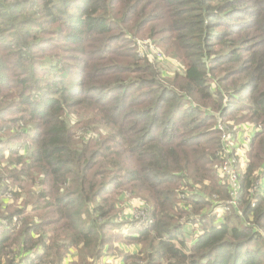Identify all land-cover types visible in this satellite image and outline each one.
I'll return each mask as SVG.
<instances>
[{
    "label": "trees",
    "instance_id": "obj_1",
    "mask_svg": "<svg viewBox=\"0 0 264 264\" xmlns=\"http://www.w3.org/2000/svg\"><path fill=\"white\" fill-rule=\"evenodd\" d=\"M138 38L183 71L141 59ZM54 42L74 71L40 60ZM217 117L261 126L230 213L213 210L231 200ZM263 172L264 0H0V264H64L72 249L97 264L117 243L141 246L123 264H264ZM126 196L149 228L119 215ZM182 221L199 228L190 246Z\"/></svg>",
    "mask_w": 264,
    "mask_h": 264
},
{
    "label": "rangeland",
    "instance_id": "obj_2",
    "mask_svg": "<svg viewBox=\"0 0 264 264\" xmlns=\"http://www.w3.org/2000/svg\"><path fill=\"white\" fill-rule=\"evenodd\" d=\"M43 15H44L43 13H40L36 17L41 19V17ZM140 39H139L137 44H134V42H133V44H134L133 46L137 50L138 56L141 59H145L149 62H152L153 57H155V54L152 55L151 52H156V51L155 50L151 51L150 49L145 48L146 50H148V53H149V56H148V54L143 55L144 48L143 49L141 48L143 46L145 47L144 42H142V41H150V43H152V41L150 39H145V40H143V39L140 40ZM57 45H59V44L57 42H54L53 45L50 46L48 51L41 53L40 55H42V57L40 58V60H44L43 63L58 64L59 66L63 67L64 70L66 69L68 71H74V69L77 65V62H76L77 55L74 53L73 48H71V46L56 47ZM153 45L155 46V48L157 50H159L161 52L162 49H160L159 46H156L155 44H153ZM67 48H69V50H67ZM43 63H40V61H39L37 71L40 73V75L43 78H48V76L51 77V74L53 71H50V70L42 71L43 66L40 64H43ZM157 63H158V65H156V66L160 69L161 73H163L165 76H171L172 77V76L176 75L177 73H179L180 71H183V69L178 64L177 61H168V60L164 59L162 62H157ZM68 120H70L72 123H74V125H76V134L78 135V138L80 139L81 133L83 131L80 129H81V126H84L86 124L85 123L86 119L84 117L78 119V117L75 114H72V115H70V118ZM216 120L217 121L214 123L212 128L214 131H217L218 133L225 132L227 130V127L231 130V128L234 126H238V127L243 129L244 128L243 125H247V124L255 125V123H250L249 121H242V122L237 123L235 121L225 122L226 121L225 120L224 122H222V121L219 122L220 118H218V117ZM219 125H223L222 127H220L221 129H223V131H221V132L219 130ZM74 130H75V128H74ZM104 131L102 129H100V132H102L103 135H106L107 132L106 131L104 132ZM97 136H98L97 132H91V133L88 132L85 135V137L88 138V140H92L93 138H96ZM220 136H221V134H220ZM231 140H233V138H231ZM220 142L223 144L222 140H220ZM18 145H20V144H16L15 147H18ZM222 146H224V144ZM234 146H235V153L237 156H235V154L232 152L234 149ZM228 152L232 155L233 158H235L234 160L230 159L228 161V165L232 163L235 171H237L239 173V175H241L243 173V170H245L247 168V163L249 160L248 154L250 152V141L237 138L232 143L229 142ZM220 164H219V166H220ZM219 166H217V168ZM231 172L232 171H231L230 167L228 166L227 173H231ZM216 173H217V170H216ZM217 176H218V173H217ZM218 179H221V178L218 177ZM220 181L222 182V180H220ZM238 182L241 185L240 179ZM236 183H237V179L232 178L231 184L236 185ZM207 186H209V183H207ZM197 189L201 190V187H199L197 185ZM206 195H207V193H206ZM207 196H209V195H207ZM180 197H182V196H179V199H180ZM190 197H194V196L190 195ZM195 197H197V196L195 195ZM212 198L214 199V201L216 203H218V201L221 200V197H219L220 200L219 199L217 200L216 198H218V197L216 195ZM7 199H8V202H10L12 200V197H8ZM135 202L140 203V200H132V199H129L128 196H126L120 202V205L117 208L118 209L117 212L119 213V215L121 214L123 217H127V219L129 220V217H128V215L130 214L129 211L137 209V207L135 205H133V204H135ZM181 203L184 204L185 202H181ZM179 204H180V202H179ZM213 207H214L213 208L214 212H217L219 210V206H216V207L213 206ZM193 212H198V211L196 209H194ZM203 212H206V210H202L201 212H198V213H203ZM140 213H142V211L139 212V215H141ZM133 218L135 219L134 215H133ZM221 218H222L221 219V221H222L223 217H221ZM224 218H225V215H224ZM124 221L127 222L126 220H124ZM138 222H139V220L135 219L134 224H138ZM181 223H183L184 226H189V228L187 230L186 229L184 230L183 235H181V239H184L188 243V246H190L199 237V228L195 227V226H193V224L187 223L185 221H182ZM142 226H143V223L140 225V228ZM143 229H145V228L143 227ZM123 230H127L126 233H128L130 231V228H124ZM186 231H188V232H186ZM115 246L122 250V252L119 253V249H118L117 254H119V255L115 254V256H119V257H122L120 255H122L123 253H132V252H130V246L133 247V251H138L141 247V246H137L134 244L128 245L126 243H117V244H115ZM72 251L73 252L71 254H69L68 260L64 261V264H72L74 261L78 260V256L76 255V252H75L76 249H72ZM113 256L114 255L105 256V257H102L101 259L98 258L97 264H113L116 261H118L116 259V257H113ZM108 257H110V258H108ZM111 257L113 260H111ZM117 263L119 264V261Z\"/></svg>",
    "mask_w": 264,
    "mask_h": 264
},
{
    "label": "built area",
    "instance_id": "obj_3",
    "mask_svg": "<svg viewBox=\"0 0 264 264\" xmlns=\"http://www.w3.org/2000/svg\"><path fill=\"white\" fill-rule=\"evenodd\" d=\"M138 41H139V39H135L134 44H137ZM142 42H144V45H145V47L144 46L141 47L142 49L144 48L143 55L148 54V56H149L148 50H146V49H150L151 51H154V50L156 51V52H151L152 55L155 54V57H153L152 62H162L164 59L167 60L165 55L162 53V51L160 52L159 50H157L155 48V46L153 45L154 44L153 42H152L153 44L150 43V41H142ZM222 126L223 125H219L220 132L223 131V129L220 128ZM243 126H244L243 129L238 127V126H234L231 128V130L227 127V130L225 132H221V139H222V142L224 144L225 156H224V160L222 161L220 166L217 168V173H218V177L221 178V180H222V184L227 186V189L231 195V200H230L229 204L223 205V206H221L222 208L220 207V209H219V210H222L224 213H230L232 210H234L237 207L238 200L240 197V190H241V185L238 182L240 179L239 173L237 171H235L232 163L228 165V161L230 159L231 160L235 159L228 152L229 142L232 143L234 140H236L238 138V139L248 140L251 143V140L255 136V134L261 130V126L256 125V124L255 125L247 124V125H243ZM231 138H233V140H231ZM232 152L235 154V156H237L235 153V146H234V149ZM228 166L230 167V169L232 171L231 173H227ZM232 178L237 179L236 185L231 184ZM258 180L259 181L256 183L254 190L251 191L252 193H254L255 190H257V189H258V191L264 190V188H263L264 172L261 173L260 178ZM196 194H199V193L197 191H194L192 193H187L186 195H182V198L183 199L186 197L190 198V195L194 196ZM252 205L253 206L256 205V200H254L252 202ZM141 211H142V213H140L141 215H139V212H141ZM129 212H130V214L128 216L132 217L134 222H135V219L139 220L138 224H134L131 227H133L134 229H143V227L145 229L149 228L151 223H150L148 215L146 213V208L144 206H139V207H137L136 210H132ZM133 215L135 216V219L133 218ZM142 223H143V226L140 228V225ZM131 229L132 228H130V230ZM130 250H132V249L130 248ZM113 257H116V259L119 261V264H123V260L121 259V257H119V256H113ZM111 260H113L112 257H111ZM118 261H116L113 264H118L117 263Z\"/></svg>",
    "mask_w": 264,
    "mask_h": 264
},
{
    "label": "crops",
    "instance_id": "obj_4",
    "mask_svg": "<svg viewBox=\"0 0 264 264\" xmlns=\"http://www.w3.org/2000/svg\"><path fill=\"white\" fill-rule=\"evenodd\" d=\"M263 188H264V182H263ZM133 205H135V206L137 205L136 207H139L140 206V204L138 202H135V204H133ZM221 219L222 218H220V221H221Z\"/></svg>",
    "mask_w": 264,
    "mask_h": 264
}]
</instances>
